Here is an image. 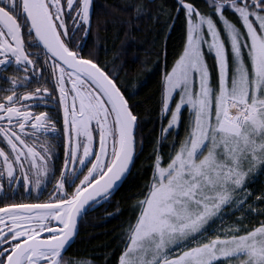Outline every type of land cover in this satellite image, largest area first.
Here are the masks:
<instances>
[{
  "label": "snow or ice",
  "instance_id": "obj_1",
  "mask_svg": "<svg viewBox=\"0 0 264 264\" xmlns=\"http://www.w3.org/2000/svg\"><path fill=\"white\" fill-rule=\"evenodd\" d=\"M128 7L136 18L145 14L143 4ZM180 7L186 39L163 77L161 113L168 123L158 144L173 128L179 135L185 109L186 132L169 146L167 163L154 149L147 191L134 206L139 211L118 264H264V220L251 228L243 215L241 223H223L225 209L247 204L248 175L264 169V0H213L208 15L192 3ZM92 8L93 0H0V79L7 82L0 88V179L13 189L8 193L0 183V264H90L64 253L82 215L106 202L130 169L137 117L127 85L116 79L118 72L81 54ZM25 36L42 47L41 67L51 68L59 92L64 161L49 199L9 202L19 186L31 195L55 175L47 139L37 141L60 134L47 112L33 111L50 106L42 103L52 94L48 87L17 91L42 75L32 59L40 53L26 50ZM206 55L214 56L212 69ZM9 67L26 74L4 75ZM257 200L264 201V193ZM246 211L264 215V208L257 212L251 205ZM216 220L220 229L211 228ZM210 229L216 233L211 237Z\"/></svg>",
  "mask_w": 264,
  "mask_h": 264
},
{
  "label": "trees",
  "instance_id": "obj_2",
  "mask_svg": "<svg viewBox=\"0 0 264 264\" xmlns=\"http://www.w3.org/2000/svg\"><path fill=\"white\" fill-rule=\"evenodd\" d=\"M182 2L192 3L202 14L211 12L207 0H93L92 29L81 54L91 55L101 66L106 65V71L118 72L116 79L127 85V90L122 88V91L137 117V152L126 180L106 202H99L83 215L78 236L66 252V258L87 260L90 264H118L128 226L139 211L134 206L147 191L145 185L151 177L154 149L159 148L167 163L169 146L174 141L178 144L185 135L187 109L183 112L179 135L173 129L158 144L164 135L162 126L168 123L161 113L163 77L181 54L186 39ZM136 4L144 5L145 14L140 18L128 7ZM224 15L239 25L231 12L225 11ZM213 19L217 21V28L222 29L218 18L213 16ZM204 51L207 53V49ZM205 58L212 69L214 56ZM244 187L251 194L248 202L252 203L264 193V169L258 167L250 173ZM252 207L259 212L264 208V201L257 200ZM243 217L242 223L249 227L264 220V215L254 213H245Z\"/></svg>",
  "mask_w": 264,
  "mask_h": 264
},
{
  "label": "flooded vegetation",
  "instance_id": "obj_3",
  "mask_svg": "<svg viewBox=\"0 0 264 264\" xmlns=\"http://www.w3.org/2000/svg\"><path fill=\"white\" fill-rule=\"evenodd\" d=\"M64 2V0H63ZM28 43V38L25 36V47L26 50L36 53L39 52L40 55L39 57L37 56H32V59L36 61L35 67L40 68L42 75L40 76L41 79H39V82L32 80V82L28 85L27 88H19L17 91L20 93H23L24 91H31L37 86H47L52 93L51 96H49L45 101L42 103L50 105L49 107H35L33 109L34 112L39 113L41 111L47 112L50 118L53 120V122L56 123L57 129L59 130L60 134L59 135H51V136H41L40 140L37 141V144L42 143L45 139H47L49 146L52 149V160L50 161V167L54 168L55 170V175L50 177L49 183L54 179L55 177L59 178V169L63 166V161H64V152H63V144H62V112L59 110V92L54 90V83L50 82V78L47 77L46 72L49 71V68L47 71H45L41 65L43 64L42 58L44 59L43 56V49L40 50L36 46H29L27 45ZM42 48V47H41ZM13 70H15L13 67H9L7 69V72L4 74H12ZM2 87H7V82H4L3 80L0 79V88ZM6 94V93H4ZM70 100V99H69ZM3 144H0V147H3ZM39 150V148L37 149ZM86 170V169H85ZM19 175V172L17 173ZM57 178V179H58ZM0 183H3L5 186V189L7 190L8 193H11L13 189L8 188V180L6 177L3 179H0ZM13 184L16 183L15 180L12 181ZM22 184V182H21ZM44 193V192H43ZM53 193V192H51ZM50 192H47V194H40L39 200L44 201L50 198L51 196ZM2 195V194H0ZM37 194L31 193V195L26 194L22 186H19L15 190V196H9V202H35L36 201ZM64 256L66 258V253H64Z\"/></svg>",
  "mask_w": 264,
  "mask_h": 264
},
{
  "label": "rangeland",
  "instance_id": "obj_4",
  "mask_svg": "<svg viewBox=\"0 0 264 264\" xmlns=\"http://www.w3.org/2000/svg\"><path fill=\"white\" fill-rule=\"evenodd\" d=\"M210 4H212L213 3V0H207ZM62 2H63V0H62ZM194 18V17H193ZM79 37H80V33H77L76 34V40L78 41L79 40ZM27 45H29V46H31L32 44H29V43H27ZM204 49H207L206 47L204 48ZM76 50H79V48H77ZM42 61H44V59L42 58ZM50 71H51V68L49 67V71L48 72H46V74H47V77H49L50 78V82H53V83H55V81L50 77ZM26 73H24L23 71H16V70H13V72H12V74H4V75H8V76H15V77H17V78H19V77H22V76H24ZM39 79H41V78H39ZM2 80V79H1ZM4 81V80H3ZM35 81H37V80H35ZM4 82H6V81H4ZM37 82H39V81H37ZM67 87H70V85H67ZM179 98V95H178V93L176 94V99H178ZM69 99H71V97H69ZM171 106L172 107H174L175 106V100H173L172 102H171ZM168 116H170V112L168 113ZM175 131H177V129H175V128H173ZM96 135V146H98V143H99V137H98V133L97 134H95ZM57 178L58 177H55L54 176V179L51 181V183H49V181H50V179H49V181L46 183V185H43L42 186V191H39L38 190V192H33L34 194H37V196H40V194H47V192H55L56 191V188H55V183H56V180H57ZM22 182V181H21ZM73 187H74V185H73ZM23 188V187H22ZM67 190H71V189H67ZM44 192V193H43ZM26 194H28V193H26ZM238 195H240V196H243L244 195V193L243 192H241V193H239ZM254 203L252 202V203H249V202H247V204L244 206V208H241L239 211H235V210H232L231 208H228V209H225V213H226V215L224 216V226L226 227V226H228V225H230V224H234V223H241V222H238V221H240V220H238V218L239 217H241L242 215L244 216V214L245 213H251V212H247L246 211V209L248 208V205H253ZM236 214H239V215H237V216H235ZM244 225H246L248 228H251V227H249V225H247V224H245V223H243ZM211 228H214V229H220L221 228V221L220 220H216L215 221V223L211 226ZM216 233L215 232H213L211 229L209 230V232L207 233V235L209 236V237H211V236H213V235H215ZM189 247H191L192 246V244H189L188 245Z\"/></svg>",
  "mask_w": 264,
  "mask_h": 264
},
{
  "label": "water",
  "instance_id": "obj_5",
  "mask_svg": "<svg viewBox=\"0 0 264 264\" xmlns=\"http://www.w3.org/2000/svg\"><path fill=\"white\" fill-rule=\"evenodd\" d=\"M137 126H138V122L136 123L135 129H134V135H136ZM135 141H136V137H135ZM136 152H137V145L135 144V152H134V155H133V160H132V162H131V164H130V169L127 171L126 176H125L121 181L116 182L114 188L111 190V193H112L113 191H115V190H116V189H117V188H118V187H119V186H120V185L126 180V178L129 176V174H130V172H131V170H132V168H133V165H134ZM82 217H83V215H82ZM82 217H81V219H82ZM81 219H80V221H81ZM80 221H79V223H78V231H79ZM78 231H77V233H76L75 239H76L77 236H78ZM74 241H75V240H74ZM65 253H66V252H65Z\"/></svg>",
  "mask_w": 264,
  "mask_h": 264
}]
</instances>
